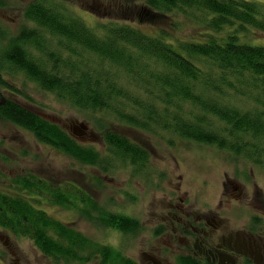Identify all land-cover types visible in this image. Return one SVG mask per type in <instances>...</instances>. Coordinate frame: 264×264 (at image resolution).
Segmentation results:
<instances>
[{"label": "trees", "instance_id": "16d2710c", "mask_svg": "<svg viewBox=\"0 0 264 264\" xmlns=\"http://www.w3.org/2000/svg\"><path fill=\"white\" fill-rule=\"evenodd\" d=\"M122 2L113 8L116 19L94 26L62 0L30 2L25 25L0 51V118L106 174L127 164L144 169L150 160L148 151L121 129L165 132L171 143L179 138L215 146L263 164L264 44L251 35L264 32V3ZM183 18L202 32L180 38ZM18 74L78 113L90 115L103 133L109 156L79 144L59 125L6 97L3 89L22 95L6 78ZM12 184L17 192L0 189V228L30 239L45 257L58 264L96 259L97 264H138L33 204L38 200L32 195L46 197L53 205L91 217L96 201L79 186L56 187L34 175ZM96 220L126 235L141 228L138 220L112 212H102Z\"/></svg>", "mask_w": 264, "mask_h": 264}, {"label": "rangeland", "instance_id": "374dc122", "mask_svg": "<svg viewBox=\"0 0 264 264\" xmlns=\"http://www.w3.org/2000/svg\"><path fill=\"white\" fill-rule=\"evenodd\" d=\"M33 1L35 0L2 1L0 51H3L9 39L25 25V7ZM62 1L79 12L89 25L94 26L99 21L113 17L116 19L113 8L117 7L115 3H121L122 0ZM127 1L123 0L124 3ZM258 1L264 3V0ZM181 20L184 27L178 32L180 38L202 32V29L189 26L192 22L188 19ZM146 30L151 31L150 28ZM251 37L254 42L264 44L263 31H254ZM6 78L22 93L21 95L3 89L6 97L59 125L79 144L94 149L102 157L109 156L103 133L90 115L78 113L55 95L26 81L21 74L14 77L6 75ZM83 124L87 126L86 138L78 135L84 132L81 128ZM121 132L150 154V160L144 169L127 164L106 174L100 167L81 164L64 153L39 143L31 132L0 118V189L4 192H17L12 182L30 175L56 187L65 184L79 186L96 201L97 207L90 208V218L78 210L53 205L46 197L28 196L38 200L33 201L36 207L44 209L70 228L80 231L93 242L110 246L133 259H140V248L150 240L152 231H156L157 228L154 227L160 223L162 212L169 200L167 194L174 190L177 195L194 205V212L199 213L218 206L222 200V184L226 176L241 182L250 196L252 195L247 187L252 190V186L258 185L264 191V163L244 161L215 146H205L179 138L172 139L171 143L165 132L155 135L132 129H121ZM223 206L227 207L223 210L224 215H229L233 220H236L241 209L251 210L250 207H240V204L228 198L223 200ZM102 212L136 219L141 224L140 231L126 235L107 228L96 220ZM241 225L239 221L237 227ZM0 237V264H58L45 258L30 239L17 237L1 228Z\"/></svg>", "mask_w": 264, "mask_h": 264}, {"label": "flooded vegetation", "instance_id": "af4514ba", "mask_svg": "<svg viewBox=\"0 0 264 264\" xmlns=\"http://www.w3.org/2000/svg\"><path fill=\"white\" fill-rule=\"evenodd\" d=\"M78 135L86 138L88 132ZM242 185L226 176L218 206L200 213L174 190L167 194L169 200L156 231L140 248V259L119 253L138 264H264V191L258 185L252 190L245 185L250 196ZM226 198L251 210L241 209L233 220L223 213ZM239 221L242 225L237 227Z\"/></svg>", "mask_w": 264, "mask_h": 264}, {"label": "water", "instance_id": "95a60500", "mask_svg": "<svg viewBox=\"0 0 264 264\" xmlns=\"http://www.w3.org/2000/svg\"><path fill=\"white\" fill-rule=\"evenodd\" d=\"M81 128L85 131V130H87V126L86 125H81ZM81 133V132H80Z\"/></svg>", "mask_w": 264, "mask_h": 264}]
</instances>
